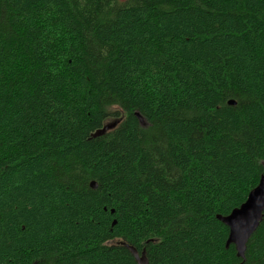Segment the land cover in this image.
I'll return each instance as SVG.
<instances>
[{
  "label": "trees",
  "instance_id": "16d2710c",
  "mask_svg": "<svg viewBox=\"0 0 264 264\" xmlns=\"http://www.w3.org/2000/svg\"><path fill=\"white\" fill-rule=\"evenodd\" d=\"M262 174L264 0H0V264H264Z\"/></svg>",
  "mask_w": 264,
  "mask_h": 264
},
{
  "label": "water",
  "instance_id": "95a60500",
  "mask_svg": "<svg viewBox=\"0 0 264 264\" xmlns=\"http://www.w3.org/2000/svg\"><path fill=\"white\" fill-rule=\"evenodd\" d=\"M230 104L235 105V100H229ZM141 124H146V119L139 112H135ZM120 122V119H114L106 122L101 128L91 134V137H98L106 134L109 130L115 128ZM91 187H98L97 181L92 180ZM217 218L229 227V235L226 241V247L231 244L236 247L238 257L245 259L248 242L251 236L255 233L262 220L264 219V174H262L259 183L251 189L247 199L238 207H235L229 214H218ZM116 220L114 221L115 224ZM130 252L134 255L138 264H149L146 255V248L140 251L134 245L125 241H121Z\"/></svg>",
  "mask_w": 264,
  "mask_h": 264
}]
</instances>
